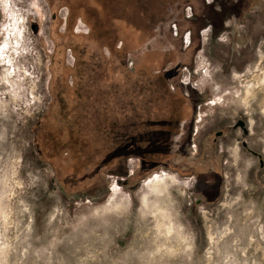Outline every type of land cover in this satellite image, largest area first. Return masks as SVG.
<instances>
[{
	"label": "rangeland",
	"instance_id": "rangeland-1",
	"mask_svg": "<svg viewBox=\"0 0 264 264\" xmlns=\"http://www.w3.org/2000/svg\"><path fill=\"white\" fill-rule=\"evenodd\" d=\"M76 58L191 94L153 166L46 127ZM0 264H264V0H0Z\"/></svg>",
	"mask_w": 264,
	"mask_h": 264
},
{
	"label": "trees",
	"instance_id": "trees-1",
	"mask_svg": "<svg viewBox=\"0 0 264 264\" xmlns=\"http://www.w3.org/2000/svg\"><path fill=\"white\" fill-rule=\"evenodd\" d=\"M104 3L107 4V2ZM123 8L125 6H121V9ZM149 20H151L150 23L154 22V19ZM156 23H158L157 20ZM148 26L149 30L153 27L152 25ZM56 48L55 55H59L60 47ZM97 48L100 50L99 47ZM96 59L98 60V58ZM122 60L119 63L122 69H118V64L116 72L114 71V74H111L109 80L99 82L98 79L97 81L95 79L88 80L84 76H80L79 71L83 67V63L79 58H76L73 67L75 76L71 91L66 89L65 76L60 73V69L53 67V77L58 83L56 88L58 96L56 97V102L50 108L51 113H54V115H50L51 120L46 127L51 132L53 130L57 131L54 123L58 121L53 119V116L60 113L61 109H67L62 115L65 117L68 114V121L65 119L61 125L64 127L65 124H68L69 127H72L71 130L62 128V131L65 129L72 136V145H70L72 151L70 153H78L83 149H80V147L88 146L85 139L81 138H86L91 133L90 137L99 140L97 143L99 150L94 149L93 151V146L91 149L94 155V164L98 161H103L107 164L132 155L139 158L148 167H151L159 159V156L163 155L161 148L163 145L167 146L168 142H170L169 140L174 137V129L178 127V122L180 121L173 115L178 108H170V111L163 114L166 101L164 99L160 100L161 95L175 98L177 104L179 103L180 105V103L184 102L190 104L191 94L183 91L180 85L159 83L160 79L156 75L145 72L131 73L124 64L125 60L123 63ZM100 61L103 64L105 63L104 58H101V56ZM109 62H112V59ZM53 63H55L54 58ZM112 67L114 68L115 65ZM98 69L99 67L97 66L95 73H97ZM90 83L91 86L88 85ZM159 86H162L164 90L160 91ZM90 88H93V90H88V93L84 92V89ZM144 93H147V97H145ZM160 101L162 102L160 103ZM161 104L165 107L161 108ZM127 111L131 114L130 116H126ZM140 113L150 114V118L153 116V120L139 123L138 115ZM177 114L181 116L180 111ZM44 119L37 123L38 127L44 123ZM152 124L155 126L154 129L150 127ZM174 125L176 126L175 128H173ZM141 127H144V130ZM155 129L156 131L154 132ZM100 141L105 143L100 144ZM108 144L110 145L108 146ZM104 145L109 148L101 150V146Z\"/></svg>",
	"mask_w": 264,
	"mask_h": 264
},
{
	"label": "flooded vegetation",
	"instance_id": "flooded-vegetation-1",
	"mask_svg": "<svg viewBox=\"0 0 264 264\" xmlns=\"http://www.w3.org/2000/svg\"><path fill=\"white\" fill-rule=\"evenodd\" d=\"M240 124H241V125H240ZM236 125H238L239 128L243 129V125H242V123H241L240 121H238V122L236 123Z\"/></svg>",
	"mask_w": 264,
	"mask_h": 264
},
{
	"label": "water",
	"instance_id": "water-1",
	"mask_svg": "<svg viewBox=\"0 0 264 264\" xmlns=\"http://www.w3.org/2000/svg\"><path fill=\"white\" fill-rule=\"evenodd\" d=\"M241 125V124H240ZM235 126H238V125H235ZM243 133H245V130L243 129ZM242 147H244V143H242Z\"/></svg>",
	"mask_w": 264,
	"mask_h": 264
},
{
	"label": "bare ground",
	"instance_id": "bare-ground-1",
	"mask_svg": "<svg viewBox=\"0 0 264 264\" xmlns=\"http://www.w3.org/2000/svg\"><path fill=\"white\" fill-rule=\"evenodd\" d=\"M161 181H162V180H161ZM158 182H159V181H158ZM158 182H157V183H158ZM158 184H160V183H158ZM155 187H156V186H155ZM148 208H149V207H148Z\"/></svg>",
	"mask_w": 264,
	"mask_h": 264
}]
</instances>
